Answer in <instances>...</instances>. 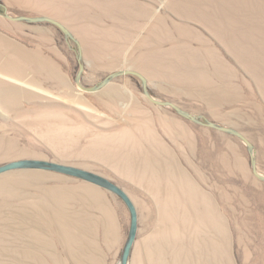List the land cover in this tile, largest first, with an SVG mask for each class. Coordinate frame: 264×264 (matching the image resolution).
<instances>
[{
    "label": "rangeland",
    "instance_id": "1",
    "mask_svg": "<svg viewBox=\"0 0 264 264\" xmlns=\"http://www.w3.org/2000/svg\"><path fill=\"white\" fill-rule=\"evenodd\" d=\"M0 165L46 159L100 173L135 201L129 264H264V0H0ZM131 214L115 193L42 169L0 174V264H120Z\"/></svg>",
    "mask_w": 264,
    "mask_h": 264
},
{
    "label": "water",
    "instance_id": "2",
    "mask_svg": "<svg viewBox=\"0 0 264 264\" xmlns=\"http://www.w3.org/2000/svg\"><path fill=\"white\" fill-rule=\"evenodd\" d=\"M3 16L13 21H26L30 23H42V22L51 23L55 25L56 27H58L64 33L65 37L68 40L69 39L74 40L78 45V60L80 64V69H79V73L77 74L76 81L78 85L80 86V88L83 89L84 91L96 92L102 89L103 87H105L112 80L118 77H121L124 75L136 76L142 81L144 94L153 103L162 105V106L172 107L179 115H181L185 119H188L190 121H193L195 123H198V124L210 127V128L220 130L225 133H229L233 136L240 138L247 145V148H248V151L251 157V164H252V170H253L254 175L257 178L264 181V174L260 173L258 169L257 157L255 154V150H256L255 144L243 132L233 127H230V126L221 125L209 119L202 120L203 118L202 116L194 115L193 113L182 108L181 106H179L173 101L161 100V99L155 98L149 90L147 77L141 72L134 70V69H122V70L114 71L110 73L108 76H106L98 84L94 86H85L81 82L82 74L85 71V64H84V59H83V48H82L81 42L75 37L73 32L65 24L49 16L12 15L7 11V9L3 13ZM15 169H42V170L62 173L65 175L80 178L82 180L96 184L100 187H103L115 193L117 196H119L124 201V203L128 207L130 214H131L129 234L125 242L122 255H121V261H120V264H129L131 254L133 251V247H134V244L137 238L138 228H139V213H138V209H137V205L135 204V201L124 188H122L115 181L95 171L88 170V169H85V168H82L76 165H72V164H65L62 162L46 160V159H38V158H21V159L8 161L0 165V174L11 171V170H15Z\"/></svg>",
    "mask_w": 264,
    "mask_h": 264
}]
</instances>
